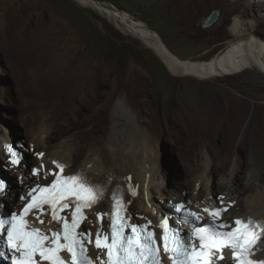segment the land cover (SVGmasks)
<instances>
[{"label":"rangeland","instance_id":"374dc122","mask_svg":"<svg viewBox=\"0 0 264 264\" xmlns=\"http://www.w3.org/2000/svg\"><path fill=\"white\" fill-rule=\"evenodd\" d=\"M260 1L0 0V135L11 129L24 144L25 171L35 165L27 158H36V149L44 155L71 149L68 167L76 169L93 152L116 151L111 144L118 140L111 132L114 119L121 144H126L134 126L124 111L111 112L120 96L125 110L147 132L158 168L155 182L161 187L174 179L188 187L181 156L187 148L198 154L195 175L205 159L216 164L223 136H232L233 145L242 142L240 156L253 163L248 169L263 168L258 160L264 157ZM213 12L217 18L207 25ZM80 86L88 88L86 95L78 91L81 98L74 94L83 90ZM212 100L218 113L210 127L203 107L215 105ZM64 105L68 112L61 110ZM54 118L66 123L54 139L40 140L39 128ZM172 120L179 123L171 125ZM195 131L207 135V145ZM236 156L232 153L215 182L220 176L226 182ZM0 170L9 179L8 189L13 180L17 199L24 188L20 177L2 164ZM253 191L244 192L242 200L252 198ZM257 204L255 210L264 214V200ZM241 206L234 205V211ZM128 208L139 215L137 205Z\"/></svg>","mask_w":264,"mask_h":264},{"label":"snow or ice","instance_id":"6c2138e0","mask_svg":"<svg viewBox=\"0 0 264 264\" xmlns=\"http://www.w3.org/2000/svg\"><path fill=\"white\" fill-rule=\"evenodd\" d=\"M237 26L234 24V27ZM11 157L10 163L22 165L23 152L11 145L4 146ZM23 148V145L20 146ZM43 157V153H36ZM59 172L45 174L54 178L50 183L37 182L30 185L22 210L0 213V260L9 264H94L88 255L87 245L93 244L104 257L99 264H162L156 234L150 230L151 221L144 225L131 223L127 214V201L123 199L122 189L118 186L112 193V211L96 213L99 226L93 241L91 232L80 231V225L87 219L84 210L93 207L104 196L106 185L95 184L83 171L64 175V165L53 161ZM43 168H32L31 174L39 176ZM113 178L107 177L108 182ZM130 180L131 178H127ZM6 183L0 179V195L6 190ZM133 196L137 191L129 185ZM176 220L162 219L160 243L168 254L171 264H216L223 260V250L230 249L235 264H264V260L252 259L257 242L264 238V222L236 218L233 227L219 223L217 218L227 208H204L211 218L203 217L187 210L184 204L173 205ZM65 213H70V217ZM35 214V220L43 224V215L50 214L49 223L60 225V230L45 232L29 224L28 217ZM107 215L109 230L103 228V217ZM182 225H189L187 231ZM6 231V238L4 233ZM198 241V243H197ZM68 259L63 258V253ZM11 253V254H10Z\"/></svg>","mask_w":264,"mask_h":264},{"label":"bare ground","instance_id":"6f19581e","mask_svg":"<svg viewBox=\"0 0 264 264\" xmlns=\"http://www.w3.org/2000/svg\"><path fill=\"white\" fill-rule=\"evenodd\" d=\"M260 2L261 5L264 6V0ZM216 18H217L216 13L215 12L211 13L206 19L207 25L212 24ZM259 39L260 41H262V45H263V48L261 49L259 54V58L264 64V38L260 37ZM90 77H88V80L85 79L86 84L90 83L89 82L91 79ZM260 82L262 84V87L264 88V80H260ZM82 89L83 90L77 89V91H74L76 97L81 98L82 96L80 94H77L78 91L82 92L85 95L87 94L86 89L88 88L83 87ZM122 99L123 98H121L120 96L115 98L112 104L111 112L113 113L118 108L121 110L120 113L118 114L123 115V111H124L125 118L127 119L128 122L130 121L134 127H132L131 131L129 132L128 138H126L127 139V141L125 142L126 144L124 145L121 144L123 142V139L120 140L118 136L119 129L115 128L118 122L115 119L112 120L114 121L115 125H113L114 127L111 132H113V135L116 138H118V140H114L111 144L113 145L112 149L114 147V149L116 148V151L114 150L108 152L101 150L100 152L99 151L93 152L92 153L93 156L90 157L87 155V157L83 158L82 162L79 164L78 168L76 169H70L68 167V163H69L68 161L70 160L71 157H73V150L71 149H68L67 153L66 154L64 153V155H62L63 153L62 151L60 155V153L54 150L52 152L46 153L45 155H43L42 158L28 157L27 160L28 161L34 160L35 168H39L41 164H43V167L51 168V164H50L51 160L57 159L64 163L65 165L64 173H71L79 169L80 171H83L84 173L88 174L89 178L95 184L110 183L107 193L113 188L114 184L123 183L126 201L129 204L131 203L132 205L134 204V206L137 205L138 210L136 211H138V214L142 215L143 217L148 216L154 219V216H156L155 219H157V216L160 214V212H167L168 210L171 209L172 206L170 204V199L173 200V203L183 201L187 203L189 207L197 211H201V209H204L206 207L210 208L212 206H217V204L222 205L226 202L225 200H227L228 202H231L232 205L231 207H224L227 208V211H224L222 213L223 217H229V220H231L234 217H254L257 220H261L262 222H264V214L262 212L261 213L257 212L258 208L256 210L254 208L257 203L259 204V202L264 200V171H263L264 167L260 168L258 166L259 169H257L256 167L248 169L249 168L248 166L250 165L251 162H248L247 160L243 161L242 156L245 154L240 156L243 148L240 146L242 145L241 141L240 144L233 145L234 142L232 140V136L229 137L223 136V141L218 151L220 154L218 162L216 161L217 163L215 164L210 162V160L205 159L203 169L200 170V172H198L196 175L193 173V171L195 169V165L198 160V154L190 152L189 150L191 149L187 148L189 150H185L186 152L185 153L183 152L181 156L183 159V163L185 165V175L187 180L186 184L188 185V187H185V182L184 183L178 182L175 179L172 181V184L171 181L168 180L166 185L161 187L159 183L157 184L155 182L157 181L156 170L158 168L155 167L156 162L153 158L152 152H150L151 147L149 145V141H147V132H145L144 129H141L140 126H137V123L134 122L135 120L131 117L129 112L125 110V106L123 104L125 102H123ZM69 109L70 108L65 105L64 107L61 108V110H64L65 112H68ZM203 110L209 114V125H210V123L213 121V118L217 116L216 114L218 113V108L216 107V104L211 105L210 103L208 106L203 107ZM65 120L66 119L63 120L55 119V118L52 119L50 123L39 128L37 137L40 140H44V142H49L51 139H54L56 132L61 129V126L64 123H66ZM178 123H179L178 120L170 121L171 125H176ZM194 135L197 138H201L200 139L201 143L206 145L210 140V139L208 140L207 135L205 134L201 135L196 132L194 133ZM0 137H2L0 138V154L4 156V164H6L10 169L9 174L13 175V172H15V174L20 177L19 182H21L22 185L26 183L31 184L34 181L40 179L42 175H44L45 171L40 173L39 176H32L29 174L28 171H25L23 166L13 167L9 165L6 162L5 155L3 154L2 143L7 140L18 141L19 139L14 138L15 136L11 129L8 132L2 133ZM196 144H197V140H196ZM30 146L31 144L29 143L28 147ZM38 151L40 150L36 149L35 153H38ZM234 152L237 154L236 162L229 170L228 178L226 182H223L222 176H220L218 181L215 182L214 176L219 175L220 172L228 168L230 164L229 163L230 157ZM263 158L264 157L261 156L258 159L259 163L262 164V166H264ZM241 161L242 164L244 163V166L239 164L241 163ZM252 164L253 163H251V165ZM108 176H111L113 178L111 182H108L107 180ZM190 176L193 177L191 180L189 179ZM129 177L131 178L130 180L127 179ZM11 182L13 183V185L11 186L12 188L6 189L4 194L0 196L1 203H5L6 205L7 203L11 205L13 204L19 205L21 202L17 201L18 199L13 198L14 191L16 188L14 186L13 180H11ZM155 183L157 184V189H155L157 190L156 194L153 191L155 188L154 187ZM226 184L229 185L226 186ZM129 185H132L133 188H135V190L137 191V195L133 196L131 194V192L129 191ZM222 186H224L223 189L220 188ZM185 189H188L187 193H184ZM247 191H253L254 193L251 192V194H253V197L248 200H242L243 197L241 198V195ZM128 203L127 206L129 207ZM107 204H108V198L107 196H105L97 204H95L93 207L87 210V219L84 222L87 225H91L94 227L95 226V222L93 219L94 212L104 211L106 212L105 214H107L108 213ZM236 204H240V206L242 205L239 211L237 210L234 211V205ZM129 212L132 213L130 208H129ZM42 219L45 221V223H43L42 225L45 226L49 217L47 215H44L42 216ZM222 255H223V260H218L216 264H232L231 259L227 252L223 251ZM255 258H257V260H264V238H262L260 243L256 246Z\"/></svg>","mask_w":264,"mask_h":264},{"label":"water","instance_id":"95a60500","mask_svg":"<svg viewBox=\"0 0 264 264\" xmlns=\"http://www.w3.org/2000/svg\"><path fill=\"white\" fill-rule=\"evenodd\" d=\"M152 32L154 33V31L152 30ZM155 34V36H157L156 35V33H154ZM158 40H159V42L162 44V46L164 47L165 45L160 41V38H158ZM170 54V53H169ZM171 55V54H170ZM173 58H175V56L174 55H171ZM24 156H25V154H23ZM8 180V179H7Z\"/></svg>","mask_w":264,"mask_h":264},{"label":"clouds","instance_id":"9594fccd","mask_svg":"<svg viewBox=\"0 0 264 264\" xmlns=\"http://www.w3.org/2000/svg\"><path fill=\"white\" fill-rule=\"evenodd\" d=\"M8 141V140H7ZM11 141V140H10ZM12 141H14V140H12ZM18 141H20L21 142V140L19 139ZM4 177V176H3ZM5 178V177H4ZM9 180V179H8Z\"/></svg>","mask_w":264,"mask_h":264},{"label":"trees","instance_id":"16d2710c","mask_svg":"<svg viewBox=\"0 0 264 264\" xmlns=\"http://www.w3.org/2000/svg\"><path fill=\"white\" fill-rule=\"evenodd\" d=\"M4 180H5V178H4Z\"/></svg>","mask_w":264,"mask_h":264}]
</instances>
